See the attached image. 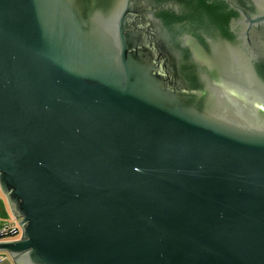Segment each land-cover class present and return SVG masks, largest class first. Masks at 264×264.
<instances>
[{
    "label": "water",
    "instance_id": "95a60500",
    "mask_svg": "<svg viewBox=\"0 0 264 264\" xmlns=\"http://www.w3.org/2000/svg\"><path fill=\"white\" fill-rule=\"evenodd\" d=\"M0 191L13 264H264V0H0Z\"/></svg>",
    "mask_w": 264,
    "mask_h": 264
},
{
    "label": "built area",
    "instance_id": "2783aa9c",
    "mask_svg": "<svg viewBox=\"0 0 264 264\" xmlns=\"http://www.w3.org/2000/svg\"><path fill=\"white\" fill-rule=\"evenodd\" d=\"M16 233L15 235H12ZM0 243L16 242L22 239L19 220L14 216L5 222L0 221ZM1 261V258H0Z\"/></svg>",
    "mask_w": 264,
    "mask_h": 264
},
{
    "label": "crops",
    "instance_id": "0c3cea01",
    "mask_svg": "<svg viewBox=\"0 0 264 264\" xmlns=\"http://www.w3.org/2000/svg\"><path fill=\"white\" fill-rule=\"evenodd\" d=\"M0 206H1V210H0L1 222H5L6 220H9L10 218L13 217L11 210L8 206V203L6 201V198L1 193V191H0ZM0 258H1L0 264H10V263L13 264L12 258L7 253H0Z\"/></svg>",
    "mask_w": 264,
    "mask_h": 264
},
{
    "label": "trees",
    "instance_id": "16d2710c",
    "mask_svg": "<svg viewBox=\"0 0 264 264\" xmlns=\"http://www.w3.org/2000/svg\"><path fill=\"white\" fill-rule=\"evenodd\" d=\"M0 210H1V206H0Z\"/></svg>",
    "mask_w": 264,
    "mask_h": 264
},
{
    "label": "rangeland",
    "instance_id": "374dc122",
    "mask_svg": "<svg viewBox=\"0 0 264 264\" xmlns=\"http://www.w3.org/2000/svg\"><path fill=\"white\" fill-rule=\"evenodd\" d=\"M179 53H181V52H179Z\"/></svg>",
    "mask_w": 264,
    "mask_h": 264
}]
</instances>
